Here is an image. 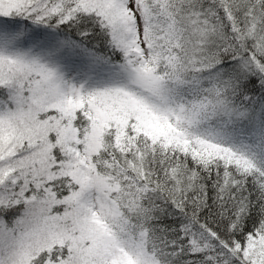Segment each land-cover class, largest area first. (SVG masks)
<instances>
[{"label": "snow or ice", "instance_id": "snow-or-ice-1", "mask_svg": "<svg viewBox=\"0 0 264 264\" xmlns=\"http://www.w3.org/2000/svg\"><path fill=\"white\" fill-rule=\"evenodd\" d=\"M0 264H264V0H0Z\"/></svg>", "mask_w": 264, "mask_h": 264}]
</instances>
